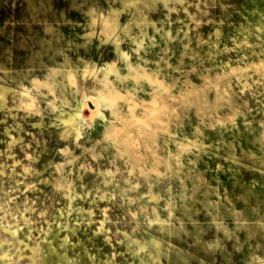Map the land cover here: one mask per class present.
Wrapping results in <instances>:
<instances>
[{
	"label": "rangeland",
	"instance_id": "obj_1",
	"mask_svg": "<svg viewBox=\"0 0 264 264\" xmlns=\"http://www.w3.org/2000/svg\"><path fill=\"white\" fill-rule=\"evenodd\" d=\"M263 227L264 0H0V264H264Z\"/></svg>",
	"mask_w": 264,
	"mask_h": 264
},
{
	"label": "bare ground",
	"instance_id": "obj_2",
	"mask_svg": "<svg viewBox=\"0 0 264 264\" xmlns=\"http://www.w3.org/2000/svg\"><path fill=\"white\" fill-rule=\"evenodd\" d=\"M131 73H130V76L134 79V82H135V84H138L139 83V81L140 80H143V79H145V74H142V71H140V70H135V69H132L131 71H130ZM146 80V79H145ZM107 93H110V92H113V90L112 89H110V88H108L107 89V91H106ZM107 93H104L103 91L102 92H100V95L101 96H103L104 98H111V97H113V95H109V94H107ZM117 93V92H116ZM115 96V95H114ZM90 98V97H89ZM87 101V100H86ZM89 101H90V99H89ZM94 107V106H93ZM92 107V108H93ZM251 192V191H250ZM248 195V194H247ZM256 211V210H255ZM246 217V216H245ZM261 222V221H260ZM264 228V227H263ZM262 230H264V229H262Z\"/></svg>",
	"mask_w": 264,
	"mask_h": 264
}]
</instances>
